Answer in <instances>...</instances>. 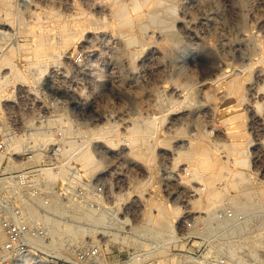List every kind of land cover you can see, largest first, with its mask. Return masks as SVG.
I'll list each match as a JSON object with an SVG mask.
<instances>
[{
  "label": "rangeland",
  "instance_id": "1",
  "mask_svg": "<svg viewBox=\"0 0 264 264\" xmlns=\"http://www.w3.org/2000/svg\"><path fill=\"white\" fill-rule=\"evenodd\" d=\"M138 1L142 8L129 6L127 14L135 24L148 9ZM181 1L172 0L175 10L161 14L173 20L172 39L154 25L139 33L122 23L111 0H9V15L0 0V45L6 48L0 81L7 80L0 86V177L39 168L36 177L50 198L44 221L54 252L70 255L103 242L91 264H264V125L251 124L247 112L234 121V127L245 122L239 131L250 142L245 162L193 163L196 175L184 170L192 162L172 155L191 141L225 151L233 138L225 119L234 102L210 82L218 72L247 68L255 89L242 95L264 112V0ZM135 33L139 41L132 42ZM42 37L54 47H36ZM184 83L190 90L175 92ZM40 109L52 113L40 123L49 131L47 142L34 138L36 131H10L16 122L37 126L32 111ZM108 125L114 127L109 133ZM150 129L155 157L127 154L131 138ZM15 140H25L24 147L14 151ZM84 150L93 164L80 159ZM42 167L64 173L52 179ZM246 181L260 194L254 205L235 211L228 201ZM200 187L222 195L209 205L204 194L198 199ZM229 210L231 216L223 215ZM77 229H83L81 238H62Z\"/></svg>",
  "mask_w": 264,
  "mask_h": 264
},
{
  "label": "bare ground",
  "instance_id": "2",
  "mask_svg": "<svg viewBox=\"0 0 264 264\" xmlns=\"http://www.w3.org/2000/svg\"><path fill=\"white\" fill-rule=\"evenodd\" d=\"M192 0H182L181 2L186 6L187 4H189ZM112 3V7L115 10L116 14L118 15V17L121 19V22L132 26L135 25L137 28V31L139 33H143L144 31H146V29L149 26H156L158 29L160 30H168L170 31V35L171 38L174 39L175 34L171 32L170 29H172L173 26V20L168 18V17H164L162 16V12H168V11H174L175 10V6L174 3L172 2V0H144L143 4L147 3L146 5L148 6V9L146 11H144L141 16H140V20L138 23H134L132 18L128 17V8L129 6L132 7V9L134 11H139L142 8V4L141 2H139L138 0H132L131 2H125L123 0H111ZM4 4H5V12L9 15L10 14V4H9V0H4ZM176 4V3H175ZM144 10V9H143ZM117 17V16H116ZM180 21V20H179ZM183 22V21H182ZM182 22H180L181 26H182ZM28 26V25H27ZM30 27V26H29ZM32 27V26H31ZM174 28V26H173ZM182 28V27H181ZM133 29V28H132ZM186 29V26H185ZM71 30V29H70ZM82 30V29H81ZM188 30V29H187ZM186 30V31H187ZM190 30V29H189ZM2 30H0L1 32ZM4 31V30H3ZM77 31V30H76ZM79 31V30H78ZM85 31V28L82 30V32ZM118 31V30H117ZM192 31V30H191ZM64 32V31H63ZM184 32V31H183ZM8 33V31L6 32ZM59 33V32H58ZM78 33V32H77ZM80 33V32H79ZM85 33V32H84ZM87 33V32H86ZM89 33V32H88ZM189 33V32H188ZM66 34V33H65ZM187 34V33H186ZM38 34H36L37 36ZM50 35V34H49ZM64 35V34H63ZM70 35V34H69ZM88 35V34H87ZM189 35V34H188ZM34 36V37H36ZM40 36V35H39ZM65 36V35H64ZM53 37V36H52ZM67 37V36H66ZM72 37V36H71ZM77 37V35H76ZM75 37V38H76ZM64 38V37H63ZM72 37V39H75ZM79 38V37H78ZM52 39V38H51ZM71 39V40H72ZM87 40V38H85ZM151 39V38H150ZM176 39V38H175ZM56 40V39H55ZM62 40V39H61ZM60 40V41H61ZM130 41L132 42H137L139 41V36L135 33L133 34L130 39ZM178 40V39H177ZM43 37L42 40L39 39L36 42V47L41 48H53L54 47V43H50V44H46L45 42H43ZM67 41V40H66ZM65 41V42H66ZM76 41V40H75ZM53 42V41H52ZM57 42V41H56ZM64 42V43H65ZM68 42V41H67ZM62 43V42H61ZM59 44V42H58ZM67 44V43H66ZM74 44V43H73ZM18 45V43H17ZM29 46V45H28ZM28 46L26 47V49L28 48ZM32 46V45H31ZM35 47V48H36ZM58 47V46H57ZM68 47V46H67ZM15 48V47H14ZM17 48V47H16ZM20 48V47H19ZM31 48V47H30ZM181 48V47H180ZM6 49V48H5ZM5 49L2 50V52L0 53V60L1 57L3 56V54H5ZM33 49V47H32ZM59 49V48H58ZM166 49V48H165ZM49 50V49H48ZM225 51V50H224ZM50 53V52H48ZM229 55V54H228ZM40 57V56H39ZM10 58H3V62L9 64L10 63ZM12 62V61H11ZM219 65V64H218ZM222 65V64H221ZM220 65V66H221ZM218 68V66H217ZM239 69V68H237ZM216 69H214L215 71ZM218 70V69H217ZM246 70H248L247 68L242 69L241 71H237V72H226V71H221L218 72L214 78L212 80H210V82H212L213 87L215 88L216 92L221 93L223 95V98H226L227 100H233L234 105H235V110L234 112H232V114L225 119V121L229 124L228 128L231 129L229 132L230 135L233 136V138H231V140L228 143H225V151H212L211 149H209L206 145L200 144L198 142L195 141H191L189 143V145L184 149H179V148H174L175 151L172 152L173 155V160L176 159V156H182L185 157L187 159V161L192 162L191 165H187V167L184 169L185 171L188 169H192L193 172L198 175V170H197V163H202L203 161H228L230 159H232V161H238V162H245L246 161V152H247V148L249 146V141H247V139L244 137V133H240V128L241 126L243 127V125H245V122L243 123H239V125H237L236 127H234V121L237 122L238 118L241 119V117H244L243 114L245 112L249 113L250 115V122L251 124H258L259 126H263L264 124V112L263 113H258L255 110V102H254V98L253 100L251 98H245L242 95L243 89H247L248 91L252 92L255 89V84L253 82V79L250 78V76L244 75L246 72ZM17 76H20V73L18 71L15 72ZM214 73V72H212ZM209 74V73H208ZM211 74V73H210ZM22 77V75H21ZM254 78V77H253ZM7 82V80L4 82L1 78L0 81V86L5 85V83ZM256 83V82H255ZM7 84V83H6ZM183 88H176L175 92H188L189 86L188 84L184 83L181 85ZM191 86V85H190ZM192 89V88H191ZM261 90V89H260ZM190 92V91H189ZM256 92V91H255ZM1 93V92H0ZM249 94V93H248ZM261 94V93H260ZM176 95V93H175ZM250 95V94H249ZM248 95V96H249ZM179 97V96H177ZM188 97V95H187ZM251 97V96H250ZM255 97V96H253ZM259 97V96H258ZM181 98V97H180ZM261 98L264 101V94L261 95ZM256 99V98H255ZM185 100V99H184ZM261 100V99H260ZM203 103V102H202ZM201 104V103H200ZM213 104V103H211ZM210 104V105H211ZM202 105V104H201ZM209 105V104H208ZM207 105V106H208ZM210 107V106H209ZM237 107V109H236ZM204 109V107H203ZM211 109V108H210ZM209 109V110H210ZM207 110V111H209ZM179 111V110H178ZM194 111V110H192ZM196 111V110H195ZM213 111V110H212ZM189 112V111H188ZM199 111H197L198 113ZM204 112V111H203ZM196 113V115H197ZM210 113V111H209ZM184 114V113H183ZM187 114V113H186ZM194 114V113H192ZM200 114V113H199ZM208 114V113H207ZM215 114V113H214ZM182 115V114H181ZM185 115V114H184ZM189 115V114H187ZM190 116V115H189ZM177 117V116H176ZM179 117V116H178ZM193 117V116H192ZM199 117V116H197ZM196 117V118H197ZM183 120V117L181 118ZM244 119V118H243ZM196 121V120H195ZM199 121V120H198ZM241 121V120H239ZM212 125V124H211ZM107 126V125H106ZM252 126V125H251ZM257 126V127H259ZM264 127V126H263ZM113 126L108 125V127L105 129V132H111L113 130ZM227 129V128H226ZM242 129V128H241ZM261 129V128H259ZM152 129L145 131L144 135H138L134 138H131L132 140L130 141V147L128 149V153L127 154H133L135 156H143L146 155L149 159H152V157H155V149H156V144L154 142L149 141V137L147 135L150 134V131ZM133 131V130H132ZM134 131H136V129H134ZM245 132V131H242ZM246 133V132H245ZM147 134V135H146ZM33 137L37 138V139H42L45 140L44 142H47L46 140L48 139L49 136V131L48 130H38L35 133H33ZM193 135V134H192ZM107 136V135H106ZM231 136V137H232ZM111 137V136H110ZM245 139V141H242V139ZM46 138V139H45ZM115 138V137H113ZM155 138V137H154ZM157 138V137H156ZM195 138V137H194ZM19 139V138H17ZM193 140V138H190ZM14 140V139H13ZM86 140V139H85ZM195 140V139H194ZM198 140V139H196ZM25 141V140H24ZM24 141L23 140H15L12 144V149H14V151H18L21 149V147H24ZM203 141V140H202ZM161 143H164V141H162ZM187 143V142H186ZM246 143V144H245ZM177 145V144H175ZM184 145V144H183ZM162 146V145H160ZM10 147V149H11ZM179 147V146H178ZM84 148V147H83ZM82 148V149H83ZM162 148V147H161ZM165 148V147H164ZM160 149V148H158ZM167 149V148H166ZM164 149V150H166ZM163 150V149H162ZM163 151H159V155L161 157H165L167 156V153H165ZM83 151V150H82ZM158 151V150H157ZM156 151V152H157ZM260 151V150H259ZM171 153V152H170ZM176 154V156L174 157V155ZM170 156V154H169ZM169 158V157H168ZM80 159L82 161H85L86 164H93L95 161L92 153L89 150H84V152H82L80 154ZM172 159V158H171ZM179 160V159H178ZM93 162V163H92ZM193 163H196L193 164ZM92 166V165H91ZM39 169V168H38ZM37 169V170H38ZM50 168L47 167H42L40 168V171L44 170L43 173H48L49 177L52 179H57L60 175H62L64 172L61 170L57 171V172H52L50 173L48 170ZM208 169V168H207ZM216 175V174H215ZM235 185V184H234ZM233 187V186H232ZM235 188V187H234ZM255 187H253V185L250 182H245L244 183V189L242 190V192L236 196L231 198L228 202L231 204L232 208L235 211L241 210V209H245V208H249L252 205L255 204V196L256 194L259 193L258 189H254ZM204 188L200 187L197 188V190H199V197L198 199H200V194H204V201L206 203H208L209 205H214L216 204L217 199L222 195V193L218 190H214V189H209L208 191L204 192L203 191ZM218 189V188H217ZM236 189V188H235ZM204 192V193H203ZM260 194V193H259ZM258 196V195H257ZM256 196V197H257ZM203 201V200H202ZM204 203V202H203ZM166 206V205H165ZM76 209V208H75ZM170 211L169 208L165 209V212ZM173 213L175 212V209L171 210ZM162 214V213H161ZM78 215V214H77ZM163 216V214H162ZM188 216H190V214L188 213ZM91 217V216H90ZM165 216H163L164 219ZM95 218V217H93ZM210 216H205L203 218L204 223L207 224L208 222H211V219H209ZM96 219V218H95ZM99 219V218H98ZM96 219V220H98ZM162 219V221H163ZM167 221V219H165ZM161 221V224L163 223ZM221 221V220H220ZM168 223V222H167ZM159 224V223H158ZM159 224V225H161ZM169 225V223H168ZM163 226V225H162ZM161 227V226H160ZM164 227V226H163ZM54 228V229H53ZM168 228V226H167ZM51 232L53 234V231L55 230V226L52 224L51 225ZM83 234V229H77L76 231H68L67 233L63 234L62 238L64 240H76L78 238H81ZM54 235V234H53ZM5 238L4 233L2 231V229L0 228V241H3ZM50 242L47 241V244L50 246L49 244ZM56 248V247H55Z\"/></svg>",
  "mask_w": 264,
  "mask_h": 264
},
{
  "label": "built area",
  "instance_id": "3",
  "mask_svg": "<svg viewBox=\"0 0 264 264\" xmlns=\"http://www.w3.org/2000/svg\"><path fill=\"white\" fill-rule=\"evenodd\" d=\"M3 47L0 45V53L5 49ZM35 101L34 98L30 99L31 107H34ZM32 112L36 117L34 123L39 122L37 126H20L16 122L9 128L10 131L14 134H26L46 129L40 123L52 114L51 111L40 109ZM3 148L4 144L0 142V150ZM37 169L32 165L25 166L0 177V228L5 236L0 241V264L96 263L101 256L103 242L76 247L70 255L54 252L48 246L44 220L49 212L50 198L45 193L44 185L36 177ZM223 215L231 216L232 211H224Z\"/></svg>",
  "mask_w": 264,
  "mask_h": 264
}]
</instances>
